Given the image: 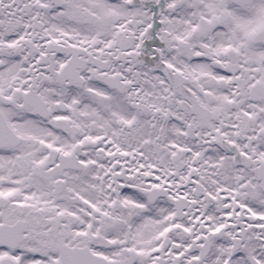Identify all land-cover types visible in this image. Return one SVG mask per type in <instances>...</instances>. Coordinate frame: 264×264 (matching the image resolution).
<instances>
[{
	"label": "snow or ice",
	"instance_id": "1",
	"mask_svg": "<svg viewBox=\"0 0 264 264\" xmlns=\"http://www.w3.org/2000/svg\"><path fill=\"white\" fill-rule=\"evenodd\" d=\"M0 264H264V0H0Z\"/></svg>",
	"mask_w": 264,
	"mask_h": 264
}]
</instances>
